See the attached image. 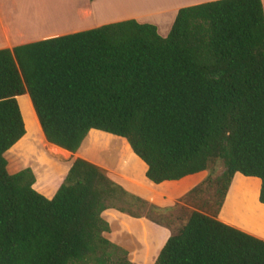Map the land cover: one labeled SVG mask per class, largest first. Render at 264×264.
Returning a JSON list of instances; mask_svg holds the SVG:
<instances>
[{
	"label": "trees",
	"instance_id": "obj_1",
	"mask_svg": "<svg viewBox=\"0 0 264 264\" xmlns=\"http://www.w3.org/2000/svg\"><path fill=\"white\" fill-rule=\"evenodd\" d=\"M27 93L45 139L76 152L90 130L123 138L153 183L207 170L180 201L214 186L212 214L192 210L175 231L158 207L77 157L52 197L30 167L8 172L25 135ZM222 171L214 176L218 164ZM260 179L264 204L262 0L180 7L163 37L126 19L0 49V264H133L103 236L115 208L171 229L153 264H264V240L215 218L235 173Z\"/></svg>",
	"mask_w": 264,
	"mask_h": 264
},
{
	"label": "crops",
	"instance_id": "obj_2",
	"mask_svg": "<svg viewBox=\"0 0 264 264\" xmlns=\"http://www.w3.org/2000/svg\"><path fill=\"white\" fill-rule=\"evenodd\" d=\"M106 1L107 0H87L84 5H78L75 0H63L66 8L63 13L65 19H62V15L59 13L60 9L58 12L56 6H53V8L49 7L51 1L47 3L43 1V3H36V5L33 4L36 6V9L29 14L27 12L24 13L22 9L17 8L15 5L12 6L11 4L14 3V0H0V49H12L14 46L20 44L91 29L103 24L126 19H135L141 23L154 24L157 27L158 33L165 37L180 7L213 0H191L182 2L168 10H162L157 16H151V14L144 15L145 13H142V15L138 13H129L122 16L117 15L109 17L105 14ZM113 1L118 2V4L113 5V7H115L113 8L114 10H121L123 7H126L128 11L131 10L128 8H132L131 4L136 0H128L125 3L121 0H110L109 2ZM262 4L264 8V0H262ZM138 9L143 12L142 10H147L148 8L143 5ZM17 10L19 11L17 12ZM23 96L29 97L27 93L16 97L20 110V99ZM21 113L23 114L22 111ZM125 146L126 147L111 151L110 155L109 152H100L94 158L84 159L104 169L110 178L120 184L128 192L156 206L170 207L175 205L181 197L201 183L208 175L207 170H202L177 180H165L160 183H153L148 180L145 175L147 170L146 164L130 150L128 144ZM70 154H73V152H70ZM10 158L13 159L14 156ZM75 158L77 157L71 158L68 156L66 159L63 158L58 161L52 160L51 164L55 168L53 172L49 170L38 171L34 166L27 165L32 166L35 175V182L33 184L34 189L48 198L52 197L56 191V187L49 192V186L56 180L57 176L58 179L55 183L56 185L60 184V177L69 169ZM115 160L118 161L117 164L114 165ZM24 167L25 166L22 168ZM21 169L15 171L7 170L12 174ZM39 176L41 178H39ZM251 180L257 183L255 197L256 201L259 202L260 179L252 176H244L237 172L232 178L222 206L215 218L229 226L264 240V237L254 234L245 228L249 224V215L247 214L245 202L243 200L238 199L232 202L230 207L224 211L231 187L240 188L244 182ZM47 189L48 192L45 191ZM101 216L109 225V230L104 232L103 236L112 243L125 249L128 253V260L135 264H153L165 241L171 235V229L165 225L157 224L146 217L130 216L115 208L105 209L101 213Z\"/></svg>",
	"mask_w": 264,
	"mask_h": 264
},
{
	"label": "rangeland",
	"instance_id": "obj_3",
	"mask_svg": "<svg viewBox=\"0 0 264 264\" xmlns=\"http://www.w3.org/2000/svg\"><path fill=\"white\" fill-rule=\"evenodd\" d=\"M47 3L50 2V8H53V6H56V10L62 15V19H65L63 17V13L65 11V3L63 0H14V3L11 5H15L17 8H20L27 13H32L34 9H36V3ZM87 0H75V2L78 3V5H84ZM110 0L106 1L105 4V11L107 17L109 16H117V15H125L129 13H138L142 15V13L151 14V16H157V14H160L162 10H168L172 8L173 6H176L178 4H181L182 2L191 1V0H138L142 2V4L139 6L138 4H131L132 8H128L131 10L126 9V7L121 10L113 9V2H109ZM122 2H127L128 0H121ZM137 1V0H136ZM109 2V3H108ZM67 3V2H66ZM118 3V2H117ZM34 4V5H33ZM55 4V5H54ZM146 6L147 10H139V7ZM59 7V8H58ZM151 7V8H149ZM144 8V7H143ZM13 11V9H12ZM19 10H17L18 12ZM14 12V11H13ZM123 12V13H121ZM127 12V13H125ZM16 14V12H14ZM29 18V17H28ZM30 103V104H29ZM20 105H21V111L23 112V119L25 121L26 125V133L25 135L6 153V158L9 163L8 170L15 171L18 169H21L23 166L30 167L32 169V166L38 171L42 170H49L51 172L55 171V168L52 166L51 161L59 159H66L69 157H81V158H94L98 155V153L102 152H109V155L111 154V151L116 150L117 148H123L126 147L128 143L125 139L120 138L118 136H114L112 134L98 131V130H91L87 137L82 141L79 149L74 152L73 154H70L69 151L54 145L52 143H49L41 130L40 124L38 122L37 116L34 112L31 100L27 96H23L20 99ZM14 156L13 159L10 157ZM120 158V157H119ZM71 160V159H70ZM118 160L114 161V165L117 164ZM113 163V161H112ZM32 165V166H27ZM24 167V168H25ZM23 169V168H22ZM222 163H219L217 168L214 171V176L219 175L222 171ZM33 171V170H32ZM39 178H41L39 176ZM58 179V176L56 180ZM55 180V181H56ZM55 181L49 186V192H51L55 187V190L57 189L58 185H56ZM257 188L256 181H246L242 184V187L235 188L234 186L231 187L229 194L227 196V201L225 204L224 211H226L232 202L236 200H243L245 202L247 214L249 215V218L253 219L257 218L258 216H261V213H264V204L259 203L256 201L255 197V191ZM48 192V189L45 190ZM251 196V200L249 201V197ZM218 200V197L216 196V193L214 191V186L212 187H206V190L201 193L198 196L189 198L187 201H179L170 207H173L172 210L165 212L163 214H156L152 210L148 208V206H144L140 209V211L135 208L136 211L145 213L146 211L150 213L152 216L163 219L165 223H167L169 226L172 227V230L175 231L177 228H179L185 219L187 218L188 214L192 210H199L206 214H212L216 207V202ZM159 207V206H158ZM261 211V212H258ZM255 213V214H254ZM257 214V215H256ZM259 218V217H258ZM249 224L245 227L247 230H253L256 232H259L261 229L257 228V225L254 222H250V219H248ZM250 226L252 228L250 229ZM258 230V231H257ZM263 231V230H261ZM128 258V257H127ZM130 261V260H129ZM132 263V262H131ZM135 264V263H133Z\"/></svg>",
	"mask_w": 264,
	"mask_h": 264
},
{
	"label": "bare ground",
	"instance_id": "obj_4",
	"mask_svg": "<svg viewBox=\"0 0 264 264\" xmlns=\"http://www.w3.org/2000/svg\"><path fill=\"white\" fill-rule=\"evenodd\" d=\"M135 3L136 4H138L139 6L142 4V2H140V1H135ZM115 4H118L116 1H113V5H115ZM113 8H115V7H113ZM145 15V14H144ZM249 201L251 200V196L249 197V199H248ZM258 212H261V211H258ZM264 212V211H263ZM255 214V213H254ZM262 215L261 216H258L257 218H254L253 217V219H251V218H249L250 219V222H254L255 224L257 223H259L258 225H257V228H260L261 230H263V231H259V232H256V231H254L253 229H254V227L252 228L251 226H250V229L252 228V233H254V234H257V235H259V236H261V237H264V213H261ZM257 215V214H256ZM251 231V230H250ZM258 231V230H257Z\"/></svg>",
	"mask_w": 264,
	"mask_h": 264
}]
</instances>
